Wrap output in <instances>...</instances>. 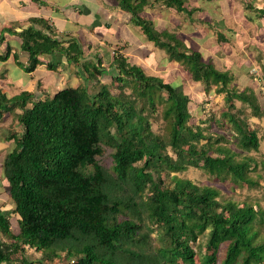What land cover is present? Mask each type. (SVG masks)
<instances>
[{
    "label": "trees",
    "instance_id": "1",
    "mask_svg": "<svg viewBox=\"0 0 264 264\" xmlns=\"http://www.w3.org/2000/svg\"><path fill=\"white\" fill-rule=\"evenodd\" d=\"M154 1L158 0H118L117 4L206 92L214 86L217 93L225 94L230 109L239 100L262 116L254 90L231 89L230 70L219 69L198 49L184 48L177 33L158 30L141 14ZM161 1L192 19L195 9L185 0ZM243 2L253 10L247 19L258 18V27L264 30V3L255 7ZM29 22L4 27L0 33V43L6 33L22 39L20 52L13 53L17 64L33 72L45 55L50 57L47 68L56 71L62 63L53 56L62 54L67 66L75 67L74 73L80 75L81 70V78L94 79L98 88L91 92L87 83H80L41 98L27 89L10 96L0 87V118L14 113L22 127L21 133H11L15 145L3 161L13 208L8 212L0 204V264H52L63 256L66 264H264V238L257 226L264 222V211L247 202L220 199L217 188L171 176L191 165L219 178L230 176L236 184L252 183L249 161L213 156L199 146L207 135L188 124L189 97H181L173 82L130 62L119 47L113 49L107 70L97 53L88 59L89 46L80 38L60 33L40 17ZM11 53L8 45L0 61H7ZM108 74L118 93L102 81ZM158 93L167 94L165 116H172L168 141L153 132L145 113L151 109L148 106H155ZM223 115L240 132L243 147L259 148L255 130L242 125L231 110ZM184 144H189L187 149ZM169 147L176 157L169 154ZM109 149L113 164L108 168L101 158ZM163 171L170 176L168 182ZM153 233L161 241L158 248L152 246ZM27 248L41 256L32 257ZM196 248L201 255L198 261Z\"/></svg>",
    "mask_w": 264,
    "mask_h": 264
},
{
    "label": "rangeland",
    "instance_id": "2",
    "mask_svg": "<svg viewBox=\"0 0 264 264\" xmlns=\"http://www.w3.org/2000/svg\"><path fill=\"white\" fill-rule=\"evenodd\" d=\"M40 1H42L43 5H48L49 3V1ZM243 1L246 0H227L225 3L220 1L212 2L208 12V20H211L210 24L199 22L197 19L198 17H196L199 15L197 12L194 21L206 29H194L195 25L192 27L189 25L190 23H193V20L191 21L186 13L176 12V14H174L175 18L169 20L171 23L169 24L168 22L166 25V28L168 29L164 30L177 33V35L185 42L184 48H188L189 50L199 48L203 52L202 54L204 58L206 57L215 61L219 69L230 70L233 75V80L229 84L230 88L235 91H243L244 89H247V91L254 90L258 95L262 109L264 110V32L260 33L257 29L258 18L250 20L252 22L255 21L252 26L251 22L241 20V16L244 17L245 14L249 16L253 13V10L244 7L246 2ZM247 2L252 3V0H247ZM117 3L118 0L105 2L108 9H112V6H116ZM219 5H221V7L222 5L226 6V18L223 21L228 24V28H231L229 30L217 29V20L223 14L221 7H218ZM72 11L73 10L70 9L69 13L73 16V14H71ZM241 11L243 14L240 16L242 13ZM219 13H221V15ZM202 20L205 21V18H202ZM238 22H242L245 30L239 29L240 24L237 25ZM204 24H207V26ZM132 26L135 27V29H130L128 33L126 30L123 32L126 36L125 40L131 46L132 50L139 45L142 51L145 52L146 55H141V59L147 61L149 67L148 63L147 65L145 63L146 69L144 65H141L142 68L150 74L160 76L169 82H173L177 85L176 90L181 97H189V110L191 117L188 124L194 130H197L198 128L202 129L203 133L207 135V138L201 139V144L208 143L206 147H202L201 144L199 146L208 149L209 154L213 156L232 155L238 161H249L250 169L248 170V176L252 179V183L239 182L236 184L230 176L219 178L210 174L202 166L195 167L191 165H188V168L185 171L172 172L171 176L177 175L181 178L191 179L199 185H208L217 188L220 191V199H234L238 202H247L248 204L254 205L255 208H260L264 211V114L262 116L254 115L250 105L247 103L244 104L239 100H234L235 107L230 109L226 103L225 94L217 93L214 86L211 91L206 92L202 83L193 80L191 73L180 62L169 59L168 54L165 51L160 50L159 53L156 52L158 54L157 57L160 60L155 64L154 62H150L151 59L148 54H152V52L149 43L151 45H153V43L145 38V35L138 27L133 24ZM163 27H165V24H163ZM112 29H128V27L126 24L122 25L121 22H116ZM218 33H221L225 40H220ZM59 36L62 37L63 35ZM80 39L87 44L83 38ZM18 44L19 41L17 36L12 37L9 41H5L4 43L1 42L0 54L6 52L8 45L14 50L17 49L15 51L13 50V52L19 53L20 49ZM96 53L97 52L88 54V59L93 58L91 56ZM20 54L23 55L22 53ZM104 56V67H106L107 70H111L109 68V64L112 61L110 60L111 56L109 53ZM9 58L12 63L9 62L7 64L4 63V61H0V63L2 62V67L0 64V72L1 70H6L14 83L20 78L23 83L26 74L32 72H27L23 66L15 63L12 59L13 53L10 54ZM41 58L43 62L40 64L43 65L49 59V57L45 55H42ZM163 62L165 63L163 66L155 67L156 64ZM46 69L52 71V73L54 72V70L48 69L47 66ZM67 70V73L61 75L57 74L54 77L57 81L56 85L51 86L50 88L46 87L45 89L38 85V87L34 89V92L38 91L36 97L44 98L46 96H52L59 88L65 86H77L80 83H87L91 92L97 90V81L93 79L87 82V79H84L83 77L81 78V70L80 75L72 73L75 70V67L71 68L70 66H67ZM74 74L77 76H74ZM109 77V74L103 76L102 81L108 82L113 93H118L119 89L117 85L115 82L111 81ZM41 90L43 91L40 93ZM166 96V93H162V96L158 93L156 95L155 106H148V108L151 109H146L145 113H148L149 115V122L153 132L160 135L165 141H168L171 137L170 130L172 116H165V110L167 108ZM139 104L141 106L142 102L140 101ZM229 110L233 111L236 116H238L242 125L245 123L249 129L257 132L259 140L258 149L245 148L241 145L240 132L234 126V123L230 122L228 117L223 115L224 111ZM21 131L22 127L17 122L14 113H6L3 118H0V204L3 205L2 208L8 212L13 208V204L12 199L7 193L8 183L4 174L3 161L6 153L15 145L14 140L10 139L11 133L16 132L17 134L21 133ZM188 146L189 144H184L185 149H187ZM168 151L169 154L176 157V153L171 147L168 148ZM101 163L108 168L113 164L110 149L107 154L101 158ZM161 174L166 182L170 180V176L167 175V172L163 171ZM10 215L13 216L11 213ZM257 226L260 232L259 237L264 238V222ZM151 240L152 246L158 248L161 241L155 238L154 233L152 234ZM196 249L198 251L196 260L198 261L199 258H201V255L200 249ZM210 252L211 251H208L207 253L209 254ZM27 253L35 258L41 256V253L36 252L34 248H27ZM220 256L221 253H218L217 257ZM67 261L66 257L63 256L61 259H56L52 264H61L62 262L63 264H66Z\"/></svg>",
    "mask_w": 264,
    "mask_h": 264
},
{
    "label": "crops",
    "instance_id": "3",
    "mask_svg": "<svg viewBox=\"0 0 264 264\" xmlns=\"http://www.w3.org/2000/svg\"><path fill=\"white\" fill-rule=\"evenodd\" d=\"M45 2L49 1L48 5H43L42 2H38L36 0H0V31L4 27H10L15 23H21L24 26L30 24L29 20L32 17H40L46 19L50 24H52L59 32L64 33L66 35H74L79 38H83L89 46L88 54H92L97 52L98 56L102 57L103 65H105L104 58L105 54L109 53L111 56L110 60H113V49L119 47L120 51L127 56L128 60L132 63H135L139 66L147 65V61L141 59V55H146L145 52L142 51L140 46H136L134 50H132L131 46L126 42V36L124 34V30L127 33L130 29H135L132 26L135 25L131 21V14L118 6V4L113 5L112 9H108L105 2H112L113 0H44ZM153 1V0H151ZM216 1H220L225 3L227 0H185L188 7L191 9L194 8L195 12L192 15V19L190 20L194 23H190L189 25L194 29H206L202 27L199 23L194 20L198 17V21L201 23H209L211 20H208V12L210 4ZM114 3V2H113ZM112 3V4H113ZM192 3V4H191ZM264 0H252V4L256 7L262 6ZM218 7H221L219 5ZM72 9V15H70L69 10ZM221 10L223 14L219 13L221 16L217 20L218 28L217 29H231L228 28V24L225 23L226 18V6L222 5ZM199 13L198 16L195 17L196 13ZM242 12V11H241ZM179 13V12H177ZM146 18L153 21L154 26L161 30L168 29L166 25L171 23L169 20H173L175 18L176 11L172 8H167L161 0L154 1L153 5H147L143 12L141 13ZM243 12L240 14V16ZM205 18V21L202 20ZM247 15L244 17L241 16L242 21L251 22V26L254 25L255 21H250L251 19H247ZM208 20V21H207ZM116 22H121L122 25L126 24L128 29H112ZM165 24V27H163ZM239 29H243L242 22H238ZM207 26V24H204ZM138 27L141 32L145 35L140 26ZM37 28H42L41 25H36ZM209 27V26H208ZM215 27V26H214ZM178 29V28H177ZM257 29L260 33L264 32L263 29H260L257 26ZM200 32V31H199ZM201 33V32H200ZM5 41H9L12 37L17 36L14 34L6 33ZM203 35V33H202ZM18 37V47L21 48L22 39ZM4 41V42H5ZM149 41V40H148ZM184 41V40H183ZM3 42V43H4ZM150 42V41H149ZM150 50L152 54H148L151 59L150 62H154V64L159 61L158 54L161 49L151 45L149 43ZM199 49V48H198ZM14 49H12V53ZM17 50V49H15ZM14 50V51H15ZM201 51V49H199ZM91 51V53H90ZM163 51V50H162ZM161 51V52H162ZM202 52V51H201ZM203 53V52H202ZM23 56V55H22ZM56 59L60 60L62 63V67L58 69V71H49L46 69L45 64H40L36 70L32 73H27L26 78L22 83V79L16 80V83L9 77L6 70H1L0 72V86L2 89L8 93L10 96L19 93L23 89L32 90L36 89L38 85L43 89L50 88L51 86L56 85L57 81L55 80V76L57 74L61 75L67 73V63H65V56L62 54H56ZM104 57V58H103ZM14 58V57H13ZM12 58V59H13ZM27 57L23 56V60L25 61ZM50 58V57H49ZM206 58V57H205ZM15 61V59H13ZM10 58L4 63H9ZM215 62V61H214ZM12 63V62H11ZM16 63V61H15ZM144 63V64H143ZM146 63V65H145ZM2 67V62L0 63ZM165 63L156 64L155 67L163 66ZM142 67V66H141ZM149 67V63H148ZM73 68V67H71ZM146 69V67H145ZM74 73V71L72 72ZM149 73V72H148ZM58 75V76H59ZM74 76H77L74 74ZM20 90V91H18ZM43 90L40 91V93ZM38 91L35 92L37 94ZM55 93V92H54Z\"/></svg>",
    "mask_w": 264,
    "mask_h": 264
}]
</instances>
